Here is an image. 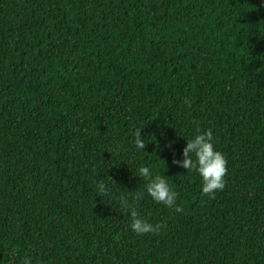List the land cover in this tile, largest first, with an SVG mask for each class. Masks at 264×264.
<instances>
[{
    "label": "trees",
    "instance_id": "16d2710c",
    "mask_svg": "<svg viewBox=\"0 0 264 264\" xmlns=\"http://www.w3.org/2000/svg\"><path fill=\"white\" fill-rule=\"evenodd\" d=\"M209 130L214 197L173 163ZM141 166L182 212L134 200ZM131 211L163 227L137 235ZM25 256L264 264V0H0V264Z\"/></svg>",
    "mask_w": 264,
    "mask_h": 264
},
{
    "label": "clouds",
    "instance_id": "9594fccd",
    "mask_svg": "<svg viewBox=\"0 0 264 264\" xmlns=\"http://www.w3.org/2000/svg\"><path fill=\"white\" fill-rule=\"evenodd\" d=\"M185 103H188V101L186 100ZM143 132L144 129L141 130L140 128H137L134 132V144L137 151L145 149L147 138L142 139ZM186 140V146L182 151V159L174 160L173 163L186 169L187 172L195 171L202 181V194L214 197L215 193L223 190L225 186L226 160L223 154L215 148L213 132L211 130L200 132L191 139ZM169 147H171V143ZM193 156L195 159H193ZM139 175L147 181V184L144 192L136 193L134 196L135 201L143 200L147 196L154 203L174 209L176 213L183 211L182 205L177 203L178 193L170 187L165 176L153 175L151 169L147 166L139 168ZM97 189L101 195L106 194L107 188L103 181L97 180ZM121 208L122 210L130 209L127 200L122 201ZM130 214L132 218L130 229L137 235L156 233L163 227L162 224H153L147 219L141 218L136 211H131ZM22 264H33V261L30 256H25Z\"/></svg>",
    "mask_w": 264,
    "mask_h": 264
}]
</instances>
